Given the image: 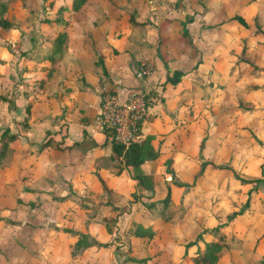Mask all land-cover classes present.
I'll use <instances>...</instances> for the list:
<instances>
[{
  "label": "crops",
  "instance_id": "1",
  "mask_svg": "<svg viewBox=\"0 0 264 264\" xmlns=\"http://www.w3.org/2000/svg\"><path fill=\"white\" fill-rule=\"evenodd\" d=\"M255 5L5 0L11 27H0V139L12 138L0 159V264H184L176 254L191 238L194 199H217L233 181L211 164L233 167L230 145L225 161L207 157L241 113L232 78L247 32L230 17L238 13L249 25ZM143 58L151 70L136 77ZM173 71L180 76L170 83ZM104 89L120 101L132 89L146 92L137 137L153 153L140 164L150 187L112 157L95 119ZM202 159L210 163L199 172ZM205 229L187 241L190 254L212 238Z\"/></svg>",
  "mask_w": 264,
  "mask_h": 264
},
{
  "label": "rangeland",
  "instance_id": "2",
  "mask_svg": "<svg viewBox=\"0 0 264 264\" xmlns=\"http://www.w3.org/2000/svg\"><path fill=\"white\" fill-rule=\"evenodd\" d=\"M254 1L256 4L254 14H257V21L264 30V0ZM254 14L249 20V25L244 29L247 32L246 35H242L241 39L247 46L246 54L251 57L255 64L264 67V33H255ZM238 63L239 61L234 64L232 80L234 110L238 108L241 113L236 112L234 115V123L236 125L235 127H230L229 130L230 138L228 140L230 144L227 140L217 152L215 151L207 158H215L218 162L225 161L229 154L230 145L232 148V168L237 172V175L243 178H253L260 176V167L264 171V70L250 69L248 65L243 63L241 65L244 67H242ZM238 102H242L241 105L243 106H240ZM220 149L221 151H219ZM218 151L221 153L220 157L217 155ZM193 169H197L196 164H194ZM232 180L227 181L220 188L219 193H215V195H220L217 199L215 197L194 199L192 207L195 210L191 211L190 218H194L195 224L190 223L191 228L188 230L190 232L188 236L191 238L186 239L182 245L180 244L176 254L184 264H188L189 256L191 255L190 251H186L185 248L188 244L187 241L193 240L195 236L197 238L201 237V232L205 228L216 227L220 232L225 223L228 224L226 226L228 228L226 232L227 239L225 240L229 244L230 251L233 252V260H236L239 264L244 263L243 255H240L241 250L246 253L251 247L253 239L261 233L264 227V183H241L234 176ZM255 185L256 189H252ZM245 203H247V206L249 203L248 208ZM261 203L262 205H260ZM177 210H180V208L173 209L175 215ZM236 210H241V214H236L229 218L228 215ZM245 210L251 214L250 218L253 227L250 226L249 231L246 232L247 237L242 239L239 226L242 216L247 217L244 215ZM229 235L230 237H228ZM198 244L201 247L202 243L200 241ZM221 258L227 260L226 255ZM224 260L222 261L223 264ZM215 264L221 263L218 261Z\"/></svg>",
  "mask_w": 264,
  "mask_h": 264
},
{
  "label": "trees",
  "instance_id": "3",
  "mask_svg": "<svg viewBox=\"0 0 264 264\" xmlns=\"http://www.w3.org/2000/svg\"><path fill=\"white\" fill-rule=\"evenodd\" d=\"M74 3V6H77L78 4L82 3L83 0H72ZM4 9H5V0H0V27L3 28H7V27H11V23L4 17L3 13H4ZM231 19H235L239 24H241L242 26L246 27V21L244 20V18L242 17V15L236 13L233 16L230 17ZM189 17H186L185 20H188ZM253 23L255 25V33H264V30L261 28V26L259 25L258 21H257V14L255 13L253 16ZM183 34L186 35V31L183 30ZM63 33L59 32L58 35L56 36L55 41L52 43V51L53 53L55 52V50L57 48H59V42H61V39L63 37ZM246 50H247V46L245 44V42H242L241 48H240V52L239 55L237 57L238 61H242L247 63L248 65H250L253 69H258V70H264V67L259 66L257 64H255V62L251 59L250 56H248L246 54ZM180 76V72L179 71H173L172 74L170 76L166 77V81L170 82V83H175L178 78ZM38 81V80H37ZM0 98L3 99L4 96L0 95ZM240 103V106L242 102H238V104ZM244 109H247L246 107H243ZM12 138V136H7V137H2L1 142H0V159L2 157L3 151L6 147V144L8 142V140H10ZM44 144H50V140H46L44 142ZM203 144V138L201 139L200 142V147ZM149 148V144H148V140L144 139H140L138 137H136L134 140H132L127 147H123L121 145H115L112 144V157L113 158H117L119 160H121L124 164L127 165H131L133 167V170L135 172V178L138 180V183L141 184L142 186H148L150 187V181L152 179L150 174H143L141 169H140V164L143 162L144 158H145V154L148 152L149 156H153L152 152L148 151ZM210 163L209 161H207L206 159H202L199 163V172H201V170L203 169V167ZM212 166L215 168H227L232 176H234V178L238 179L241 183H264V171L262 169V167H260L259 169V177H253V178H243L240 175H237V172L230 166L227 165H219V164H213L211 162ZM146 181L148 182V184L146 183ZM176 185H184L183 183H179L176 182ZM103 187L105 188V186L103 185ZM252 189H256V185L254 187H252ZM264 195V194H263ZM168 197H169V193H166L165 197L162 199L163 203H166L168 201ZM249 202V200H248ZM247 206V203H245ZM262 205V203L260 204ZM249 207V203L247 208ZM246 208V209H247ZM253 210V209H251ZM236 214H241V210H236V211H232L228 217L232 218V216L236 215ZM247 217L242 216V220H240V237L242 239H244V237L246 236V232L249 231L250 226L253 227V223H251V214L249 212H247V210H245V214ZM227 216V215H226ZM163 218H166V216H164L162 214ZM227 218V217H226ZM228 224L225 223L223 224L222 230L219 232V230H217V228H206L205 231L208 232L211 235V239L207 240V241H202V245L197 246L195 248V250L193 251V253L189 256V261L188 264H215L216 262L219 261V263L223 264L222 261L224 260L223 257L224 255H226L227 260H224V264H239L236 260H233V252L230 251L229 249V244L227 243V241L225 239H227V234L225 233V231L223 230ZM238 231V229H237ZM137 233V232H136ZM152 232H147V235L150 236ZM245 234V235H244ZM243 235V237H242ZM230 237V235L228 236ZM264 227L262 228L261 233L255 238L253 239V243L251 245V247L246 251V253L243 252V250H241V254L245 257L244 259V263L243 264H264V250L263 251H258L257 250V245L263 241L264 243ZM196 241L191 242V244H195ZM243 242V240H242ZM189 244V242H188Z\"/></svg>",
  "mask_w": 264,
  "mask_h": 264
},
{
  "label": "built area",
  "instance_id": "4",
  "mask_svg": "<svg viewBox=\"0 0 264 264\" xmlns=\"http://www.w3.org/2000/svg\"><path fill=\"white\" fill-rule=\"evenodd\" d=\"M150 70V60L143 58L134 74L140 77L148 74ZM147 103L146 92L139 89L130 90L122 101L118 100L112 90L104 89L95 116L99 129L112 144L127 147L138 136L139 122Z\"/></svg>",
  "mask_w": 264,
  "mask_h": 264
}]
</instances>
